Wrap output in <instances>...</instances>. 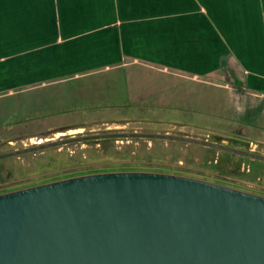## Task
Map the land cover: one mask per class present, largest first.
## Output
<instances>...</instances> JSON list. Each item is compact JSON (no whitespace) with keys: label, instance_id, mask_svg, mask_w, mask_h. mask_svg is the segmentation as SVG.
<instances>
[{"label":"rangeland","instance_id":"rangeland-1","mask_svg":"<svg viewBox=\"0 0 264 264\" xmlns=\"http://www.w3.org/2000/svg\"><path fill=\"white\" fill-rule=\"evenodd\" d=\"M219 76L213 84L135 65L2 93L0 153L72 136L160 132L264 155V100L255 102L250 96L243 101L228 88L233 77ZM164 85L183 92L172 103L178 108L140 102L136 89ZM105 170L188 174L264 195V160L198 142L148 136L78 139L1 157L0 193Z\"/></svg>","mask_w":264,"mask_h":264},{"label":"water","instance_id":"water-1","mask_svg":"<svg viewBox=\"0 0 264 264\" xmlns=\"http://www.w3.org/2000/svg\"><path fill=\"white\" fill-rule=\"evenodd\" d=\"M108 136L193 141L169 133L107 132L38 142L6 157ZM0 264H264V195L184 174L113 170L0 193Z\"/></svg>","mask_w":264,"mask_h":264},{"label":"crops","instance_id":"crops-1","mask_svg":"<svg viewBox=\"0 0 264 264\" xmlns=\"http://www.w3.org/2000/svg\"><path fill=\"white\" fill-rule=\"evenodd\" d=\"M135 65L213 84L228 74L243 101H263L264 0H0V94ZM170 88L136 93L178 108Z\"/></svg>","mask_w":264,"mask_h":264},{"label":"flooded vegetation","instance_id":"flooded-vegetation-1","mask_svg":"<svg viewBox=\"0 0 264 264\" xmlns=\"http://www.w3.org/2000/svg\"><path fill=\"white\" fill-rule=\"evenodd\" d=\"M230 151V150H229ZM231 152H233V151H231ZM235 153H237V152H235ZM105 171H113V170H105ZM75 175V174H74ZM76 175H79V174H76ZM184 175H188V174H184ZM71 176H73V175H71ZM188 176H192V175H188ZM65 177H69V176H65ZM193 177H198V176H193ZM62 178H64V177H62ZM198 178H201V177H198ZM58 179H60V178H58ZM202 179H204V178H202ZM56 180V179H55ZM47 182V181H46ZM223 184V183H222ZM231 186V185H230Z\"/></svg>","mask_w":264,"mask_h":264},{"label":"bare ground","instance_id":"bare-ground-1","mask_svg":"<svg viewBox=\"0 0 264 264\" xmlns=\"http://www.w3.org/2000/svg\"><path fill=\"white\" fill-rule=\"evenodd\" d=\"M39 141H41V139Z\"/></svg>","mask_w":264,"mask_h":264}]
</instances>
